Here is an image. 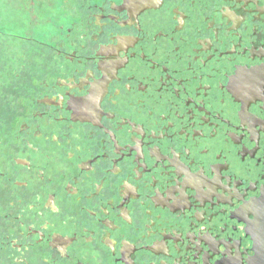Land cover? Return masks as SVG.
<instances>
[{"label": "flooded vegetation", "instance_id": "obj_1", "mask_svg": "<svg viewBox=\"0 0 264 264\" xmlns=\"http://www.w3.org/2000/svg\"><path fill=\"white\" fill-rule=\"evenodd\" d=\"M47 1L0 69V264H264V0Z\"/></svg>", "mask_w": 264, "mask_h": 264}, {"label": "rangeland", "instance_id": "obj_2", "mask_svg": "<svg viewBox=\"0 0 264 264\" xmlns=\"http://www.w3.org/2000/svg\"><path fill=\"white\" fill-rule=\"evenodd\" d=\"M27 1L0 0V69H7L11 73L10 78L12 81L18 80L15 74L21 72V65L25 64L29 66V70L31 71L38 64V56L32 51L36 47L29 44L27 46L23 45L22 40H19L16 36L28 34V36L34 39L47 38L43 34L40 22L34 27L26 25L23 20L19 19L22 16H31L35 18L40 17V20H45L44 18L54 16V8L57 7L53 2H48L47 0H43L42 5L40 4V0H35L34 5L27 8ZM55 13L59 15L60 12L57 14L56 11ZM33 21L34 23L37 22ZM25 47L26 52H28L26 53V57L23 55ZM23 74L26 73L24 72ZM5 75L6 70H3V74L0 75V78H3L0 82H5ZM10 78L8 81H11Z\"/></svg>", "mask_w": 264, "mask_h": 264}]
</instances>
